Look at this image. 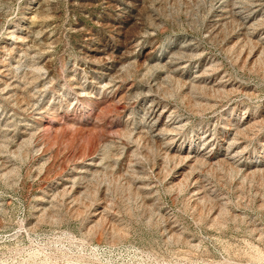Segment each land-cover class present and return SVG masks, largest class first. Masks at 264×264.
<instances>
[{"label": "rangeland", "instance_id": "1", "mask_svg": "<svg viewBox=\"0 0 264 264\" xmlns=\"http://www.w3.org/2000/svg\"><path fill=\"white\" fill-rule=\"evenodd\" d=\"M0 264H264V0H0Z\"/></svg>", "mask_w": 264, "mask_h": 264}]
</instances>
